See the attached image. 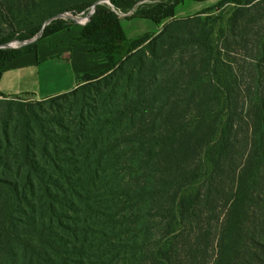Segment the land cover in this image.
<instances>
[{"label":"trees","instance_id":"trees-1","mask_svg":"<svg viewBox=\"0 0 264 264\" xmlns=\"http://www.w3.org/2000/svg\"><path fill=\"white\" fill-rule=\"evenodd\" d=\"M186 1L210 0L137 8L159 29L134 39L97 5L76 41L106 70L38 101L0 92V264H264V0L176 18ZM228 2L216 41L203 15ZM71 28L0 49V76Z\"/></svg>","mask_w":264,"mask_h":264},{"label":"rangeland","instance_id":"rangeland-1","mask_svg":"<svg viewBox=\"0 0 264 264\" xmlns=\"http://www.w3.org/2000/svg\"><path fill=\"white\" fill-rule=\"evenodd\" d=\"M87 0H0V7L3 10L4 19L0 18V36H14L9 42L0 45V49H20L28 44L35 42L41 38L43 29L49 25L53 20H63L72 28L71 31L76 32L81 29L78 24H75L74 18L80 15L85 10H79L78 6ZM104 0H96L94 4L103 6L111 10L118 18H120V26L128 39H134L146 33L157 32L159 27L148 19L133 17L137 8L148 7L156 2L164 0H110V5L103 2ZM115 1H124L125 3H116ZM223 0H210L202 3L186 1L177 6L175 10L176 18H185L197 15V13L212 7ZM236 4L228 2L214 8L210 14L203 15V17L210 16L215 20L214 39H218V31L224 27L227 19L235 10ZM51 18L52 21L47 23ZM43 26H45L43 28ZM41 27L40 31L33 37L22 40L21 38L28 34L29 30ZM162 26L160 27V29ZM34 40V41H32ZM26 42V44H22ZM218 45V43L216 42ZM39 47V45H38ZM55 51V48H54ZM74 61V58H73ZM76 65V62L74 61ZM71 61L52 58L41 62L32 69H27L25 72L33 73V80L31 81L30 74H28L25 84L27 87H34L38 95H45L47 92H56L62 88H67L70 82L74 79V74L71 70ZM25 73V74H27ZM30 78V80H29ZM12 100L19 102H33L42 99H35L30 95L11 97ZM205 168L208 169V161L204 160Z\"/></svg>","mask_w":264,"mask_h":264},{"label":"crops","instance_id":"crops-1","mask_svg":"<svg viewBox=\"0 0 264 264\" xmlns=\"http://www.w3.org/2000/svg\"><path fill=\"white\" fill-rule=\"evenodd\" d=\"M71 30H63L40 41L36 54L22 55L11 61L5 72L0 76V92L9 97L30 95L35 99H45L75 89L78 86V76L82 74H97L106 70L109 65L104 59L102 51H96L92 46L79 45L76 39L81 29L76 32ZM52 58L71 61L74 79L67 88H62L56 92H47L45 95H38L34 87H27L25 84L28 74H30L31 81L34 76L30 72L31 70H28V73L25 71Z\"/></svg>","mask_w":264,"mask_h":264},{"label":"built area","instance_id":"built-area-1","mask_svg":"<svg viewBox=\"0 0 264 264\" xmlns=\"http://www.w3.org/2000/svg\"><path fill=\"white\" fill-rule=\"evenodd\" d=\"M103 2L111 4L110 0H104ZM96 6L89 7L85 12H82L80 15L74 18L75 24H78L80 27L85 26L89 23L91 16L95 13Z\"/></svg>","mask_w":264,"mask_h":264},{"label":"water","instance_id":"water-1","mask_svg":"<svg viewBox=\"0 0 264 264\" xmlns=\"http://www.w3.org/2000/svg\"><path fill=\"white\" fill-rule=\"evenodd\" d=\"M93 6H96V4H94ZM52 20H53V18H51L49 21H47L46 24H45V26L47 25V23H49V22L52 21ZM45 26H43V28H44ZM32 41H34V40H32ZM22 44H26V42H23Z\"/></svg>","mask_w":264,"mask_h":264}]
</instances>
